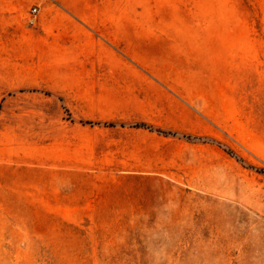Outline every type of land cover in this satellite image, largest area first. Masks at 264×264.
<instances>
[{"label": "rangeland", "instance_id": "1", "mask_svg": "<svg viewBox=\"0 0 264 264\" xmlns=\"http://www.w3.org/2000/svg\"><path fill=\"white\" fill-rule=\"evenodd\" d=\"M35 7L154 30L196 102L89 119L66 65L0 41V264H264V0H0V26Z\"/></svg>", "mask_w": 264, "mask_h": 264}, {"label": "crops", "instance_id": "2", "mask_svg": "<svg viewBox=\"0 0 264 264\" xmlns=\"http://www.w3.org/2000/svg\"><path fill=\"white\" fill-rule=\"evenodd\" d=\"M48 11L50 14L38 16L32 25H17L10 30L6 23L2 24L0 41L16 42L27 55H41L49 62L66 65L67 70L58 76L66 83L59 89L78 96L80 104L100 109L89 119L126 116L157 124L160 119H179L180 111L185 114L194 110L196 101L187 97V89L164 83L171 77H163L150 66L162 55L161 51L144 46L160 37L152 33L154 30L75 22L57 9Z\"/></svg>", "mask_w": 264, "mask_h": 264}, {"label": "built area", "instance_id": "3", "mask_svg": "<svg viewBox=\"0 0 264 264\" xmlns=\"http://www.w3.org/2000/svg\"><path fill=\"white\" fill-rule=\"evenodd\" d=\"M34 14H32V18L29 20L31 24H34L35 23V13L37 12V8L35 7L32 11Z\"/></svg>", "mask_w": 264, "mask_h": 264}]
</instances>
